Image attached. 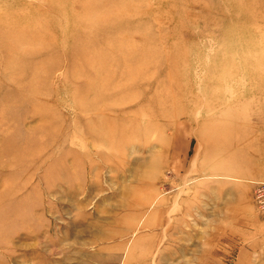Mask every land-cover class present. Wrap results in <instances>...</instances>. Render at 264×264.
<instances>
[{
  "label": "rangeland",
  "instance_id": "obj_1",
  "mask_svg": "<svg viewBox=\"0 0 264 264\" xmlns=\"http://www.w3.org/2000/svg\"><path fill=\"white\" fill-rule=\"evenodd\" d=\"M0 144V264H264V0H0Z\"/></svg>",
  "mask_w": 264,
  "mask_h": 264
},
{
  "label": "bare ground",
  "instance_id": "obj_2",
  "mask_svg": "<svg viewBox=\"0 0 264 264\" xmlns=\"http://www.w3.org/2000/svg\"><path fill=\"white\" fill-rule=\"evenodd\" d=\"M108 110V109H107ZM107 115H108V113H107ZM110 118H112V113H110ZM108 116V117H109ZM121 129H119V131H120ZM118 131V132H119ZM121 132V131H120ZM124 133V132H123ZM98 138V137H97ZM104 138V137H103ZM2 146H1V144H0V148H1ZM2 155V156H1ZM0 169H2V167H3V165H4V162H1V160L6 156V150L5 149H3V154H2V150H0Z\"/></svg>",
  "mask_w": 264,
  "mask_h": 264
}]
</instances>
